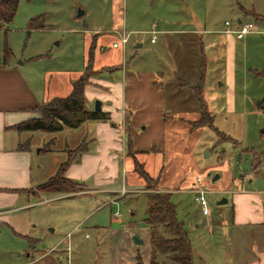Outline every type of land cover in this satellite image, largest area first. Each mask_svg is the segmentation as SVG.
<instances>
[{"label":"rangeland","instance_id":"374dc122","mask_svg":"<svg viewBox=\"0 0 264 264\" xmlns=\"http://www.w3.org/2000/svg\"><path fill=\"white\" fill-rule=\"evenodd\" d=\"M36 16L43 26H29ZM238 18L253 22L255 28L234 42L231 77L226 68L231 44L224 22L234 26ZM196 28L205 30L204 43ZM122 38L124 46H112ZM4 48L11 51L5 64ZM0 63L19 65L45 100L67 94L83 73L89 81L93 75L119 80L118 68L109 67L120 63L125 70L157 75L163 71L167 79L161 106L164 125L153 121L140 136L141 144H155L156 151L140 158L155 178L161 172L160 182L143 180L129 165L122 177L118 159L115 177L105 171L106 164L97 172L70 167L67 172L73 175H66L84 182L86 190L37 192V184L53 175L67 155L79 156L94 123L85 120L54 132L20 131L21 143L31 139V184L23 188L28 197L21 195V208L9 214L16 225L0 224V264H131L137 254L148 262L152 244L145 217L155 192H170L193 248V264H242L232 245L238 241L231 243L226 228L235 209L237 181L244 178L246 190H264V177L251 169L264 171L259 155L264 154V0H18L13 19L0 23ZM101 67L109 71L95 70ZM104 85L94 81L87 86L88 108L101 101L94 96H102ZM201 103L212 115L214 128L205 125L188 132L185 116L179 113L201 110ZM112 109L118 112L115 105L106 108ZM110 178L115 179L110 183ZM195 186L206 190L207 214L195 199ZM135 235L141 244L134 242ZM244 237L243 256L248 258L257 236L248 231ZM156 258L171 262L169 251H160Z\"/></svg>","mask_w":264,"mask_h":264},{"label":"crops","instance_id":"0c3cea01","mask_svg":"<svg viewBox=\"0 0 264 264\" xmlns=\"http://www.w3.org/2000/svg\"><path fill=\"white\" fill-rule=\"evenodd\" d=\"M240 21H242L241 18H238L237 22ZM198 29L202 31L201 41L204 43L205 30L202 28L194 30ZM226 33L227 40L231 44V50L227 53L226 68L227 73L233 77L234 42L236 39L240 40L242 38H237L233 35V32ZM104 67L95 70L107 72L109 68L112 70L113 68H118L121 72L119 80L109 82L98 79L93 75L85 86L84 94L87 86L94 84V81L105 83L103 86L106 87L105 90H101L102 96L98 95L94 96V98L99 97L101 99V109L109 112L110 118L106 121H91L94 124L90 125L92 127L90 129L91 132L87 133L89 141H86L87 143L90 142L91 145H86L85 150L76 157L78 161L74 160L67 167L65 175H70L67 171L72 166H78L81 169H85V171L89 169L97 172L96 168L106 164L109 166L105 171L111 172V175L115 177L117 173V160L119 159L122 164L123 177L127 172L126 166L129 165L133 171V160L129 150L134 153L140 162H143L140 154L147 153L148 151L152 153L157 150L154 148L155 144L150 143V141L148 142V140H145L144 144H141L140 136L143 134L141 131H145L149 125H152L150 123L153 121L164 125L165 115H163L161 107L166 101L165 85L167 79L164 77V72H158L159 75H157L155 72L140 69L134 70L129 68L125 70L122 63L109 68ZM61 82L62 79L60 78L59 84ZM71 87L69 88V92L71 91ZM65 95L55 94L53 97ZM85 98L87 97L85 96ZM46 101L48 100L38 96L37 90L33 89V86L29 83L19 65L10 64L5 66L0 63V224L9 225L11 223V225H16L17 220L12 219L9 214L21 208L20 201L23 200L21 195L26 194L28 197L27 193L19 189L31 184V151L29 145L23 149H19L21 132L15 130L12 126L21 120L38 116L39 114L35 111V107ZM113 105L117 106L118 112H114L113 109L112 111L106 110V108H111ZM92 106L91 104L89 107ZM197 109L199 108L197 107L194 111L190 109V111L179 113V115L185 116L183 118L186 121L184 127L188 129V132L199 128L192 129L190 126V122L199 117L200 109L196 111ZM147 110L151 111V113H144ZM140 115H143L142 118H145L139 120ZM30 140V137H28L26 143L29 144ZM159 173L160 182L161 172ZM110 179L111 183L115 178ZM253 179L254 177L251 176L249 181L253 182ZM237 182L239 184L235 186L236 190H234L235 193L232 197L233 203L235 202V209L232 213L230 227L226 228L229 240L231 243L238 241L232 245L241 254L240 259L243 261L241 262L242 264H264V190H246V187L243 185L244 178L239 179ZM243 190H246V193L242 192ZM257 191L262 194V198L257 196ZM18 224L20 225V223ZM248 231L250 233L254 232L257 240L255 239L253 242L254 246L249 251L250 256L247 258L243 256V252L247 250L244 245V234ZM240 241H243V243ZM250 257H253V259H250ZM248 260L251 262H246Z\"/></svg>","mask_w":264,"mask_h":264},{"label":"trees","instance_id":"16d2710c","mask_svg":"<svg viewBox=\"0 0 264 264\" xmlns=\"http://www.w3.org/2000/svg\"><path fill=\"white\" fill-rule=\"evenodd\" d=\"M17 7L18 0H0V23H9L16 14ZM43 25L44 24L40 22V16L30 19L29 26L31 27ZM92 54L93 52L89 49V60L93 59ZM10 56L11 51L4 48L3 64L7 62V59ZM87 66L88 65H86V67ZM94 72L92 75L95 74ZM200 74H202L201 69ZM88 83L89 78L84 73L81 74L72 82L71 91L67 95L55 96L51 100L41 103L35 107V111L39 114L38 116L21 120L13 124L12 127L17 131L41 130L54 132L61 130L64 126L77 127L85 120H109V112L102 109L99 111L94 110L93 108L90 109L85 105L86 98L84 91L85 86ZM197 99L198 101H201L202 97L198 96ZM200 108L199 117L190 122L191 128L193 129L205 125L214 128L213 117L209 111L205 109L203 103H201ZM205 117H209L210 119H206ZM27 145L29 144L21 143L19 145V149H23ZM85 148L86 146H84L78 154H81ZM129 153L133 160V171L137 173L140 178L145 181H151L155 178L149 174V172L145 169L143 162H140L131 150H129ZM259 155L264 159L263 153H259ZM74 160H76V157H70L67 155V158L59 164L53 175H51L47 180L37 184V192H78L86 190L84 182L74 180L65 175V170ZM251 169L254 174L264 177V171L256 169L255 166L252 165ZM159 175L160 173L155 178L157 182L159 180ZM19 190L23 192L24 189L22 188ZM150 198L151 199H149L146 208L145 221L148 225L149 234L151 235V257L148 262H144L142 257L137 254L131 264H193V248L186 228L177 217L176 206L170 199V192L168 194L155 192ZM160 230H162V232H160ZM166 233L168 235H165ZM160 251H169L171 258L169 260H171V262L157 260L156 256Z\"/></svg>","mask_w":264,"mask_h":264},{"label":"built area","instance_id":"2783aa9c","mask_svg":"<svg viewBox=\"0 0 264 264\" xmlns=\"http://www.w3.org/2000/svg\"><path fill=\"white\" fill-rule=\"evenodd\" d=\"M224 24L226 25V32H233L237 38H243L246 34L254 30L255 25L251 21H240L236 22L234 26L229 22L225 21ZM156 39V34L152 35L151 41H155ZM126 43V38H122L121 40L119 39V42H113L112 46L113 47H119V45L124 46L123 44ZM200 181V177L196 178V182ZM121 191L124 192L125 188L122 187ZM192 191L195 193V199L199 202L201 208H202V213L207 214L209 213L208 207H207V200L205 197L206 190H204L201 186H195L192 188ZM114 215L118 216V212H114Z\"/></svg>","mask_w":264,"mask_h":264},{"label":"water","instance_id":"95a60500","mask_svg":"<svg viewBox=\"0 0 264 264\" xmlns=\"http://www.w3.org/2000/svg\"><path fill=\"white\" fill-rule=\"evenodd\" d=\"M82 12L83 11H79L78 12V15H80ZM140 45L141 44H137L136 46H140ZM94 110H97V111L101 110V101H99V100H96L95 101V103H94ZM216 176L217 175H214L213 178H215ZM224 201H226V200L224 199ZM133 240L137 244H141L143 242V240L140 237L136 236V235L133 237Z\"/></svg>","mask_w":264,"mask_h":264}]
</instances>
